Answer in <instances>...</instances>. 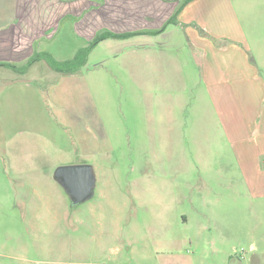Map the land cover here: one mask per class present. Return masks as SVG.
<instances>
[{
  "label": "rangeland",
  "instance_id": "obj_1",
  "mask_svg": "<svg viewBox=\"0 0 264 264\" xmlns=\"http://www.w3.org/2000/svg\"><path fill=\"white\" fill-rule=\"evenodd\" d=\"M228 2V9L238 13L240 20H250L248 47L256 71L255 100L263 102L264 110V0ZM86 14L79 12V18ZM232 20L230 16L228 21ZM68 27L71 21L44 45L59 61L74 58L79 48L93 42L75 41ZM135 44L134 39L101 41L73 75L37 63L23 77V82L36 87L35 92L22 89L21 83L13 87L10 81L19 76L0 67V78H5L4 86L0 79V264L106 261L111 250L120 248L121 234L131 229H137L140 244L152 248V228L161 223L155 213L188 211V198L213 191L223 196L234 193L225 185L204 188L201 170L184 169L183 148H196V140L185 135L175 142L169 139L161 118L167 104H173L180 94L169 83L167 70H150L147 58L145 70L140 76L135 74V53L131 52ZM241 47L248 52L246 46ZM0 61L12 60L2 56ZM199 85L200 78L181 114L175 108L187 133L191 124L186 120ZM217 134L214 146L223 157L234 160L236 149L229 135L225 131ZM260 141L259 137L251 139L250 145ZM241 148H237L239 162L232 161L216 178L225 182L230 170L232 178L236 177L239 200L233 211L250 214L251 229L264 225V198L251 195L247 178L262 179L264 170L250 176ZM72 164H89L96 176L94 196L80 205H74L54 179L57 168ZM228 210L223 204L219 211ZM208 224L216 231L229 227L230 220ZM196 225L192 220L189 233L195 232ZM176 233L183 236L182 231Z\"/></svg>",
  "mask_w": 264,
  "mask_h": 264
},
{
  "label": "crops",
  "instance_id": "obj_2",
  "mask_svg": "<svg viewBox=\"0 0 264 264\" xmlns=\"http://www.w3.org/2000/svg\"><path fill=\"white\" fill-rule=\"evenodd\" d=\"M184 1L0 0V57L7 56L12 60L0 61V64L20 67L34 54L48 52L44 45L52 42L69 21L68 35L75 41L89 42L105 32L132 34L125 39L106 40L126 43L134 39L138 42L131 51L135 53L137 76L150 61V70H167L168 81L180 97L173 103L175 105L167 104L165 116L161 117L167 124L163 132L174 142L184 135L189 140H196L193 141L196 148H183L184 169L201 170L204 188L225 185L234 192L223 196L221 192L213 191V194L200 195L197 199L188 198L187 202L191 204L188 211L155 213L161 226L157 224L152 228V248L140 244L135 236L137 229H131L121 234L120 248L111 250L112 255L106 261L89 264H264V225L250 229V214L233 211L239 195L238 183L236 177L232 178L231 170L225 182L216 178L217 172L227 169L232 161L234 164L239 162L237 148L240 145L248 174L253 177L255 171L264 170L261 166L264 165V110L263 102L255 100L256 71L250 64L248 47L250 20H240L238 13L228 9V0H189L177 17V24L168 25L159 34L149 33L161 30ZM79 12L87 14L79 18ZM230 16L233 17L231 22L228 21ZM149 40L157 44L149 43ZM146 58L149 61L144 64ZM0 67L19 76L14 75L10 81L13 87L21 83L22 89L36 91V87L23 82L30 70L19 74L8 67ZM199 78L202 87L199 85L196 101L186 120L188 125L191 124L187 133L175 108L180 109V114L184 111L188 94L194 93ZM0 79L5 81V78ZM3 81L1 85L4 86ZM222 131L229 135L236 149L232 161L223 157L220 148L214 146L219 138L217 133L222 134ZM257 137L261 141L253 142L251 146V139ZM175 149H171L173 153H176ZM247 179L251 195L264 198V178ZM196 203H199L198 207ZM223 204L229 208L225 213L219 211ZM224 219L230 220L229 227L221 226L215 231L208 224ZM192 220L197 225L195 232L189 233ZM177 230L182 231L183 236L177 234Z\"/></svg>",
  "mask_w": 264,
  "mask_h": 264
},
{
  "label": "trees",
  "instance_id": "obj_3",
  "mask_svg": "<svg viewBox=\"0 0 264 264\" xmlns=\"http://www.w3.org/2000/svg\"><path fill=\"white\" fill-rule=\"evenodd\" d=\"M188 3L189 0L184 1L182 5L177 9L176 13L167 21L166 25L161 30L149 33L159 34L162 33L168 25L177 24V17L179 13ZM131 35L132 34L129 33L115 34L111 32H105L97 35L90 46L79 49L74 58L70 60L59 61L51 53L41 52L34 54L23 66L18 67L9 63L0 64V66L8 67L19 74H26L35 63L43 61L55 72L64 75L74 74L80 71L79 69L86 64L88 55L94 50L98 43L106 39H125L130 37Z\"/></svg>",
  "mask_w": 264,
  "mask_h": 264
},
{
  "label": "water",
  "instance_id": "obj_4",
  "mask_svg": "<svg viewBox=\"0 0 264 264\" xmlns=\"http://www.w3.org/2000/svg\"><path fill=\"white\" fill-rule=\"evenodd\" d=\"M54 179L68 193L74 205H80L94 196L96 176L89 164H72L56 169Z\"/></svg>",
  "mask_w": 264,
  "mask_h": 264
}]
</instances>
